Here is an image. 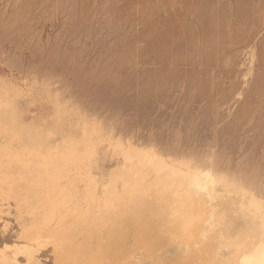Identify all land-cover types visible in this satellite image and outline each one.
<instances>
[{
  "label": "rangeland",
  "instance_id": "1",
  "mask_svg": "<svg viewBox=\"0 0 264 264\" xmlns=\"http://www.w3.org/2000/svg\"><path fill=\"white\" fill-rule=\"evenodd\" d=\"M1 81L23 92L12 93L23 115L13 96L0 109L14 134L16 119L33 122L22 141L54 140L68 124L80 137L82 121L98 119L104 135L259 177L264 194V0H0ZM62 101L77 107L72 116L57 113ZM13 136L0 141L17 148ZM100 141L97 168L106 171L122 156ZM1 202L3 245L29 215L14 198ZM40 254L55 264L50 246Z\"/></svg>",
  "mask_w": 264,
  "mask_h": 264
},
{
  "label": "bare ground",
  "instance_id": "2",
  "mask_svg": "<svg viewBox=\"0 0 264 264\" xmlns=\"http://www.w3.org/2000/svg\"><path fill=\"white\" fill-rule=\"evenodd\" d=\"M17 86L1 81L0 109L12 93L21 95ZM67 103L54 104V110L58 105L57 113L72 116L77 107L73 112ZM14 108L23 115L16 98ZM1 112L0 131L15 135L12 141L20 145L0 141V200L14 198L29 217L19 216L16 241L0 245V264H47L40 252L48 246L55 264H264V194L257 169L256 182L253 175L222 172L207 160L163 152L155 142L106 136L92 116L93 122L81 120L80 137L68 124L54 140L36 134L22 141L21 130L33 122L16 119L14 134V119L2 121ZM101 139L122 156L106 171L97 168ZM1 201L3 220L9 208Z\"/></svg>",
  "mask_w": 264,
  "mask_h": 264
}]
</instances>
